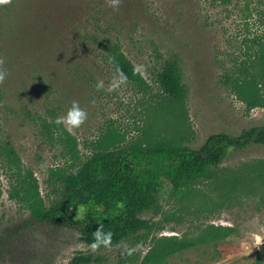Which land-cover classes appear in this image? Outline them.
I'll use <instances>...</instances> for the list:
<instances>
[{"label": "rangeland", "instance_id": "1", "mask_svg": "<svg viewBox=\"0 0 264 264\" xmlns=\"http://www.w3.org/2000/svg\"><path fill=\"white\" fill-rule=\"evenodd\" d=\"M137 3L151 16L125 43L147 85L116 86L115 71L104 64L90 82L72 83L62 76L49 96L33 93L30 115L13 117L1 126L0 134L34 171L44 195L49 169L72 159L66 141L42 128L41 115L52 121L73 101L88 113L86 122L71 132L80 157L89 155L104 136L114 144L149 139L200 146L213 133L236 135L264 123V106L251 108L247 99L253 85L260 89L264 0ZM165 55L180 58L187 88L182 102L166 97L158 83ZM98 81L103 82L100 90ZM10 182L11 175L1 169L0 264H67L75 255L88 257L85 264H141L152 247L168 241L186 247L157 264L264 260V144L232 150L209 179L185 194H175L164 180L155 207L142 214L150 227L124 241L142 245L132 255H122L115 247L93 253L76 229L35 221L10 197Z\"/></svg>", "mask_w": 264, "mask_h": 264}, {"label": "trees", "instance_id": "2", "mask_svg": "<svg viewBox=\"0 0 264 264\" xmlns=\"http://www.w3.org/2000/svg\"><path fill=\"white\" fill-rule=\"evenodd\" d=\"M150 16L137 0H120L116 8L106 0H10L0 5V57L8 73L0 85V132L5 121L29 116L32 94L49 96L62 76L72 83L90 82L104 64L114 71L118 65L127 82L147 85L128 55L125 40L134 37ZM261 56L260 89L253 85L247 93L251 108L264 106V46ZM113 57L115 63L110 64ZM157 80L166 97L183 101L187 88L178 56H164ZM56 118L54 114L51 121L41 115V126L66 141L72 160L49 169L46 195L4 134H0V170L11 175L9 195L32 219L76 229L89 244L101 223L105 231L113 232L112 244L149 228L150 221L142 214L155 207L164 180L170 181L175 194H185L209 179L232 150L264 144L263 123L236 135L213 133L200 146L149 139L114 144L104 136L89 155L80 157L75 137L55 124ZM82 209V215H75ZM184 247L186 243L180 241L160 242L141 264H157ZM88 261L84 255H75L67 264Z\"/></svg>", "mask_w": 264, "mask_h": 264}, {"label": "clouds", "instance_id": "3", "mask_svg": "<svg viewBox=\"0 0 264 264\" xmlns=\"http://www.w3.org/2000/svg\"><path fill=\"white\" fill-rule=\"evenodd\" d=\"M10 0H0V5L9 3ZM106 3L109 7L116 8L120 4V0H106ZM5 63L4 58L0 57V85H2L6 79V76L8 75L7 69L3 67ZM110 64L115 63V59L110 58L109 59ZM127 75L123 72V70L116 65V71L113 75V81L117 82L116 86H119V84H125L127 83ZM103 87V82L98 81L96 88L97 90H100ZM113 86L110 85L108 88V91H112ZM88 113L85 109L81 108L79 105V102L73 101L71 106L68 108L67 112L63 115L58 116L55 119V124L59 126H63L65 131L71 133L73 130L78 129L81 127L87 120ZM92 242L89 244V250L93 253H96L99 251L101 247L105 249H111L115 247L122 255H132L134 252H136L138 249L142 247L141 244H137L134 247L128 245L124 241H120L117 243V245L113 246L112 244V237L113 232L112 231H105L104 225L98 224L96 229L92 232Z\"/></svg>", "mask_w": 264, "mask_h": 264}]
</instances>
